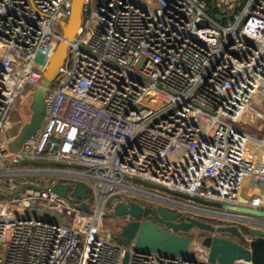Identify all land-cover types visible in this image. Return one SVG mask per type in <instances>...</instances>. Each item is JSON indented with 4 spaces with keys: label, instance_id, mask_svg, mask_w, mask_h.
<instances>
[{
    "label": "built area",
    "instance_id": "obj_1",
    "mask_svg": "<svg viewBox=\"0 0 264 264\" xmlns=\"http://www.w3.org/2000/svg\"><path fill=\"white\" fill-rule=\"evenodd\" d=\"M71 7L72 0H0V163L61 164L22 173L79 180L89 193L74 204L71 191L50 190L56 183L19 191L31 184L10 181L5 191L15 194L0 201V264H123L126 256L127 264H217L203 250L194 262L137 253L104 237L100 225L109 199L121 194L132 198L113 207L142 205L137 197L148 201L143 207L163 203L186 218V209L213 217L134 178L264 210V193L243 200L245 179L264 185V136L242 129L261 131L264 123V0H84L66 60L46 88L42 125L13 152L11 109L27 85L44 79ZM32 199L69 220L25 217L22 208L10 214L11 204Z\"/></svg>",
    "mask_w": 264,
    "mask_h": 264
},
{
    "label": "water",
    "instance_id": "obj_2",
    "mask_svg": "<svg viewBox=\"0 0 264 264\" xmlns=\"http://www.w3.org/2000/svg\"><path fill=\"white\" fill-rule=\"evenodd\" d=\"M84 0H72L71 15L67 22L62 23L63 39L57 45L49 65L44 72V79L32 94L31 112L27 122L18 135L10 142V150L16 152L34 135L41 127L45 113L46 88L56 79L59 69L63 66L68 52V43L74 37L81 25L82 7ZM217 18H220L217 16ZM61 165L37 161H21L20 165L46 166ZM136 184L147 188L156 189L168 196L191 201L210 209L213 217H191L193 210H187L184 219L183 211H173L167 205L160 203L157 206H146L135 201L118 202L112 212L104 217L111 219L132 220L121 221L118 231L111 233V238L120 245H132L137 253H157L166 258H181L184 261L194 262L202 250L206 253L211 263L234 264L239 260H246L252 264H264V210L248 206H236L221 202L208 201L198 197L172 191L155 186L140 179H130ZM245 183L253 182L247 178ZM261 183L260 181H257ZM70 186L58 183L50 190L61 197L71 195L73 203L86 201L89 193L86 185L79 180H73ZM33 185L23 186L19 191ZM79 210L92 214V210L85 203L77 205ZM217 219L219 225H216ZM235 221H243L252 225L251 229L242 230ZM50 222V221H49ZM197 233H196V231ZM229 235L230 237H226ZM249 247V250L247 249ZM128 263V256L123 264Z\"/></svg>",
    "mask_w": 264,
    "mask_h": 264
},
{
    "label": "rangeland",
    "instance_id": "obj_3",
    "mask_svg": "<svg viewBox=\"0 0 264 264\" xmlns=\"http://www.w3.org/2000/svg\"><path fill=\"white\" fill-rule=\"evenodd\" d=\"M36 90V86L33 85H27L23 94L16 100L14 103L11 112H10V119H11V127L8 132V140L11 142L13 138H15L22 127L29 122L30 117L32 115L30 106L32 101V95ZM260 129H254L249 126H244L242 129L245 132L252 133V134H258L259 136H264V123H261L259 126ZM16 170L19 174H25V175H13L15 173L10 172H1L0 173V201H3L6 199V195L11 197L15 193L14 192H7L5 189L8 188V185L10 181L16 182L19 185L24 184H31L35 186L37 189L40 188H47L52 183H65L70 186H72L70 181L63 180L59 177H55L54 175H47L45 173H33V175H26V173H22L23 170L32 169L28 165H20V164H9V163H0V170ZM3 174V175H2ZM262 184V188H263ZM262 192H264V189H262ZM162 195H167L165 193H162ZM132 198L131 196H128L126 194H121L118 196H114L111 199H109L105 211L106 215L108 214L113 204L117 201L129 199ZM138 202H140L142 205H146L148 203L147 200H142L140 198H137ZM90 204V207H95L96 202L94 198L89 199L87 201ZM87 203V204H88ZM0 204V209H1ZM19 208H22L24 211L25 217L30 218H37L39 220H45L50 222H67L69 220V213L66 211H63L59 208H56L55 206H49L47 203L41 199H32L30 201H27L25 205L22 203L17 204H11L9 212L10 214H16L17 210ZM121 222V219H111L104 217L101 221L100 230L104 237H107L111 233H115L118 231V225ZM240 228L242 230L244 229H251L252 225L244 222L242 225H240ZM197 233V232H196ZM226 237H230L229 235H225ZM201 255H205V252Z\"/></svg>",
    "mask_w": 264,
    "mask_h": 264
},
{
    "label": "crops",
    "instance_id": "obj_4",
    "mask_svg": "<svg viewBox=\"0 0 264 264\" xmlns=\"http://www.w3.org/2000/svg\"><path fill=\"white\" fill-rule=\"evenodd\" d=\"M262 184L255 182V183H245L244 185V192H243V200L247 201L251 197H253L255 194L263 196L262 192Z\"/></svg>",
    "mask_w": 264,
    "mask_h": 264
},
{
    "label": "flooded vegetation",
    "instance_id": "obj_5",
    "mask_svg": "<svg viewBox=\"0 0 264 264\" xmlns=\"http://www.w3.org/2000/svg\"><path fill=\"white\" fill-rule=\"evenodd\" d=\"M184 218H186V217H184ZM195 231H196V230H195ZM197 231H198V230H197ZM197 231H196V232H197Z\"/></svg>",
    "mask_w": 264,
    "mask_h": 264
},
{
    "label": "trees",
    "instance_id": "obj_6",
    "mask_svg": "<svg viewBox=\"0 0 264 264\" xmlns=\"http://www.w3.org/2000/svg\"><path fill=\"white\" fill-rule=\"evenodd\" d=\"M244 230H246V231H247L248 229H244Z\"/></svg>",
    "mask_w": 264,
    "mask_h": 264
}]
</instances>
